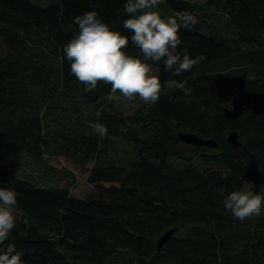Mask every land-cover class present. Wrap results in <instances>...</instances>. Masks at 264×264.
Masks as SVG:
<instances>
[{
  "label": "trees",
  "instance_id": "16d2710c",
  "mask_svg": "<svg viewBox=\"0 0 264 264\" xmlns=\"http://www.w3.org/2000/svg\"><path fill=\"white\" fill-rule=\"evenodd\" d=\"M125 3L0 0V148L91 163L93 185L78 198L66 185H36L0 163V187L18 194L21 210L0 249L13 244L26 264H264V207L260 216L240 221L219 194L244 190L246 183L264 193V115H225L236 94L264 91V0H224L219 10L237 32L230 39L203 31L193 1L163 0L159 6L171 13L163 17L177 11L197 17L195 28L180 30V49L205 59L179 76L163 63L153 65L160 98L132 114L111 102L102 106L110 85L100 82L85 93L63 52L78 34L74 16L90 10L130 37ZM125 51L140 55L131 40ZM169 82L183 86L167 89ZM96 121L108 128L106 137L89 126ZM233 131L236 147L227 141ZM179 132L217 146L186 144Z\"/></svg>",
  "mask_w": 264,
  "mask_h": 264
},
{
  "label": "clouds",
  "instance_id": "9594fccd",
  "mask_svg": "<svg viewBox=\"0 0 264 264\" xmlns=\"http://www.w3.org/2000/svg\"><path fill=\"white\" fill-rule=\"evenodd\" d=\"M162 2L126 0L124 12L130 18L123 21V28L130 37L112 30L96 11L74 16L78 34L64 46L63 52L70 62L72 75L85 85V93L92 92L103 82L111 86L110 101L119 103L121 96L127 101L138 97L145 103L155 104L160 98L161 81L153 73V65L163 63L166 71L179 76L205 59L203 55L192 58L188 49H180V30L195 28L199 23L197 17L187 11L163 17L157 10ZM129 40L140 55L125 51ZM89 126L100 138L108 134L103 122H91ZM223 178L227 179V174ZM219 194L224 197L221 201L224 208L235 219L244 221L261 215L264 193L241 189L225 195L221 188ZM17 196L14 190L0 187V244L6 241L20 219ZM21 256L13 244H8L6 249H0V264H26Z\"/></svg>",
  "mask_w": 264,
  "mask_h": 264
},
{
  "label": "rangeland",
  "instance_id": "374dc122",
  "mask_svg": "<svg viewBox=\"0 0 264 264\" xmlns=\"http://www.w3.org/2000/svg\"><path fill=\"white\" fill-rule=\"evenodd\" d=\"M31 1L41 6H46L52 3V0ZM190 1H193L196 6H198L200 12L202 11L200 14L201 19L205 24V27L203 28L205 33H213L226 39L236 37V29L230 22L229 16L219 10L224 0ZM157 10L161 14H171L168 7L165 5L158 6ZM153 73H156L154 69ZM182 86V84H177L175 82H169L166 84L167 89ZM101 102L104 108L107 107V103L111 102L116 110L122 111L126 114H132L141 107L150 105V103H145L138 97L133 101H127L122 96L119 103L110 101L108 96L104 97ZM0 163L18 176L31 179L36 185H66L69 188L70 193L78 198H85L93 191V185L87 181V169L90 168L91 163L80 166L63 155H51L48 153H45L44 160H38L25 153H16L5 148H0ZM47 170L50 172L49 175L46 174ZM244 190L254 192L253 186L250 183L245 184Z\"/></svg>",
  "mask_w": 264,
  "mask_h": 264
},
{
  "label": "water",
  "instance_id": "95a60500",
  "mask_svg": "<svg viewBox=\"0 0 264 264\" xmlns=\"http://www.w3.org/2000/svg\"><path fill=\"white\" fill-rule=\"evenodd\" d=\"M246 110H250L254 115H264V91H244L236 94L230 102V109H225V115L227 118H239ZM177 137L190 145L209 148L217 146L213 139H205L193 133L179 132ZM227 141L234 147L239 146L238 136L234 131L228 135ZM176 230V228L169 229L161 235L157 242V250H161L165 246Z\"/></svg>",
  "mask_w": 264,
  "mask_h": 264
}]
</instances>
